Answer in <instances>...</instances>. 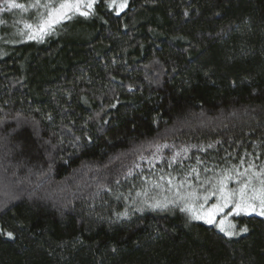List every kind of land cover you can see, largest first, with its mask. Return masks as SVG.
Returning <instances> with one entry per match:
<instances>
[{
  "label": "trees",
  "instance_id": "trees-1",
  "mask_svg": "<svg viewBox=\"0 0 264 264\" xmlns=\"http://www.w3.org/2000/svg\"><path fill=\"white\" fill-rule=\"evenodd\" d=\"M115 1L23 41L0 0V264H264V217L150 207L264 166V0Z\"/></svg>",
  "mask_w": 264,
  "mask_h": 264
},
{
  "label": "snow or ice",
  "instance_id": "snow-or-ice-1",
  "mask_svg": "<svg viewBox=\"0 0 264 264\" xmlns=\"http://www.w3.org/2000/svg\"><path fill=\"white\" fill-rule=\"evenodd\" d=\"M95 2L96 0H60L57 5V0H33L31 7H35L37 10L42 7L44 12H37L39 22L34 28L31 24H25V28H28L30 31L28 33L20 34L27 35L28 39L42 38L56 25L65 19H71L76 13L85 17L88 16ZM5 3H7L10 8L24 9L25 7L24 5L17 3L16 0H5ZM127 4L128 0H122L119 6L120 10H123ZM81 7L88 9V11H81ZM187 15L188 13L185 12V16ZM220 35H225V33H217V36ZM129 90L131 91V89ZM111 107L115 108L116 105L113 104ZM163 147H167V145H163ZM209 147H211V145H209ZM175 155H179V153H176ZM256 159L258 160L259 156H256ZM241 164H244L243 159ZM192 171H195V169ZM228 172H235L236 187H227V181L234 179V177L231 174L225 175L217 184L213 185L211 193L203 196L205 203L196 205V201L199 200L200 197L195 192H188L184 195L177 193V196L178 202L185 204L184 207L179 208L181 212H190L193 219H202L207 224H213L214 221H216L218 214L224 213V210L231 205L229 212L224 213L225 218L220 219L219 223L216 225L218 230L231 240L233 237L239 236L241 233L248 232V228L245 226L237 231L236 226L230 222L226 225L227 216L240 215L241 213L251 215L254 213L257 216L264 217V166L249 161L247 162V167H245L243 171L229 169ZM128 175H131V171H129ZM160 179L164 180L165 177L161 176ZM167 183L171 186L173 180L169 178ZM160 186L161 185L159 184L156 185V187ZM210 196H215L216 202L206 208L205 204ZM173 203L176 204L177 202ZM189 204L195 205V207H189ZM150 207L153 209L159 208L165 210L167 204L157 202L150 205ZM122 218H128V213L117 215V219ZM0 234L7 236L9 239L14 238V233L11 231L4 232L3 229H0ZM112 251L115 252L116 249L113 248Z\"/></svg>",
  "mask_w": 264,
  "mask_h": 264
},
{
  "label": "rangeland",
  "instance_id": "rangeland-1",
  "mask_svg": "<svg viewBox=\"0 0 264 264\" xmlns=\"http://www.w3.org/2000/svg\"><path fill=\"white\" fill-rule=\"evenodd\" d=\"M121 2H122V0L113 2L111 4V8H113L116 12L122 11V10H120V7H119ZM58 4H59V2L57 3V5ZM31 9H32V7H31ZM21 10L23 12H27L29 9H21ZM81 11H88V9H86L84 7H81ZM39 12H44V9L41 8ZM36 20L37 21L34 22V23L29 22L28 20H24V19L19 20L18 21L19 23L16 24L17 25L16 28H15V31H16L15 36L16 37L14 36V38L16 40H23V41H25V40H38L39 41V40L43 39L46 35L43 36L42 38L28 39L27 35H21L20 34V33H28L30 31L28 28H25V24H31V25H33V28H34L35 25L39 22L38 16H37ZM243 170H244V168H241V169H238L236 171H243ZM228 174H231L234 177V179H231V180L227 181V187L228 188L236 187L235 172H232V173L224 172L222 174H218L217 176L209 177V178H207V180L199 181V183H202V184H197V182L193 184L191 181H184L182 183H174L173 182V184L171 186L168 184L167 187H166L167 192L165 191L166 192L165 196H163L162 198H159V200H157V202H160L162 204H167V206L171 205V204H174L173 202H177L176 203L177 205H179L181 207H184L185 206L184 203H179L178 202L177 193H180V195H184V194H186L188 192H195L200 197V199L196 201V205H198L200 203H205L204 200H203V196L211 193V191L213 189V185L217 184L225 175H228ZM197 185H199V186H197ZM215 202H216V197L215 196H210L209 200L205 204V207L207 208L208 206H210L211 204H213ZM188 206L189 207H195V205H192V204H189ZM230 208H231V205H229V208H226L224 210V213L229 212ZM224 213L218 214V216L216 218V221H214V223L211 224V225H213V226H215L217 228L216 225L219 223V220L225 218L224 217ZM188 214L192 217L190 212H188ZM240 215H246V214L241 213ZM251 215H255V214L253 213ZM231 216L232 215L227 216L226 225H227L228 222H230L232 224ZM200 221H203V220L201 219Z\"/></svg>",
  "mask_w": 264,
  "mask_h": 264
}]
</instances>
